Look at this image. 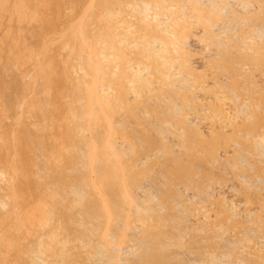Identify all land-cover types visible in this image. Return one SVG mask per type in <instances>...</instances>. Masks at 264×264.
<instances>
[{
    "label": "bare ground",
    "instance_id": "obj_1",
    "mask_svg": "<svg viewBox=\"0 0 264 264\" xmlns=\"http://www.w3.org/2000/svg\"><path fill=\"white\" fill-rule=\"evenodd\" d=\"M65 1L66 0H57V3L52 5L50 0H0V72L3 71V74H5L4 72H9L10 70L14 69L17 73V76L20 78L21 84H22L20 87L17 99H13V101L9 100L8 103L2 104V102L5 100V96H6L5 92H6L7 87L5 88V84H6V83L4 84L5 81H3V83H0V264H33L32 262L37 263L36 261H40V260H41L40 262L45 261L44 263L48 262L50 264H96L95 262H93V261H95L96 255H103L104 257H106V256L110 257L109 263L111 264V261L113 259L115 260V257L114 258L112 257L113 259L111 260V256H109V254H110L109 250L112 249L111 247L115 246L114 245L115 243H113L114 240L117 239L116 244L120 248L121 245L123 246L124 244H126L128 242V240H130L129 239L130 237L128 234V232L130 230L132 233H134V231H135V234L138 235V236L137 235L136 236L139 237V240H136V241H138V243H141L142 247L145 246V248H144L145 250L143 249V251H145L144 253H141V255H139L142 250L139 251V253L137 252L139 256H137L135 253V255L137 257H139L140 262L137 261V262H139L138 264H193V263L194 264H209L210 262L212 263L214 260L220 259L221 257L222 258L226 257V259L228 258L227 259L228 264H264V247H262V246H264V244L261 243V241L264 243V219L263 220L260 219V221H258L259 220L258 219L257 222L255 221L257 224H253L251 226V225H248V223H244L241 221H233V220H235V218L231 219L230 216H232V214L229 216L228 213L226 212L227 210L225 211L223 208H220V210H217V211L214 210L216 212H214L213 214H210L212 211L209 213V211L206 210V211L201 213L202 219H201V217H198L195 215L198 218H197V220H194V221L195 222L197 221L196 223L200 224V225L205 224L206 228H208V230H209V231L206 230L207 231L206 234H204L205 232L199 233V234H204L203 237H200L198 235H195L193 232L196 225L194 227H192V229H190L191 225L187 226L185 228L184 227L181 228V224H179L180 221L177 220L179 217L178 216L179 211L177 209H175L174 204H172V202H171L175 199L172 196H174L173 194H175V191L178 188V185H182V188H183V186H185V188H186V186L190 187V185L191 186L194 185L193 179L195 177L193 178V174H195L196 170H198L199 168L202 170H204V169L208 170V169H212L216 164L217 165L223 164V163H224V165L229 164V163L234 164V162L240 160V158H242V159L244 158V161L245 162L247 161V163H245V162L244 163L247 164L248 166H250L249 168L246 167V168H242L241 170L239 169L240 171L238 173L236 172L237 177H238V179L241 180V182L242 181L247 182V180L251 177L261 178L260 180L257 179V181H261V182L264 181L263 180L264 179V162H262L261 160L258 159V158L263 156V155L260 156V154L263 153V152H260V150L261 151H262V149L264 150V95H260V94H262V92H264V90L261 92L259 90V88H257L258 86L256 87L257 90H259L261 92L259 94V97H258L257 94L259 92L256 90V94H254V96L257 95V97H258V98H256L257 100L255 98L245 97L247 95H245V96L242 94L238 95L237 96L238 97V99H237L238 103L240 102L239 100L242 99L241 101L244 102L242 105L245 107V108L243 107L244 109L243 108L240 109L238 107V104L235 102L236 100L235 101L231 100V102L233 103V105H231V106H233V107H231L232 111L230 110L232 112V114L229 113L230 111L229 112L225 111L223 109V105H222L221 109H219V111H218V113H221V115H222L221 122H220V119H221L220 116L221 115L220 116L217 115L219 117L218 118L219 120H217L218 123H216L215 120L211 119L214 122V125H212L213 128L210 129V130H212L210 137H206V135H203L204 133L202 134V133L197 132V134H196L197 139L194 135L192 136V137H195L194 140L196 139V141H194V143H191L192 141L190 140L191 144L187 143L188 141L187 142L184 141V143L179 145L181 148H183L182 151L185 153V155H181V156H183V158H181V161H185V162L182 164H176L175 162H179V159H177L178 157H176V158L173 157V154H172V156L171 155L168 156L169 160H170V157H172L174 162L170 165L171 167L173 166L172 168H166V170H165L166 173H164V174H166L165 176H166V180H168V184H167V186H165L166 184L164 186L167 187V189L163 194L161 193L162 195H159V196H161V200H162L161 202H162V204H164V208L161 211L160 210L159 211L154 210V211H152V213H150V210H148L149 213L144 211L145 214H140L137 218H134V216H133L134 214H132V212L129 211V208L132 209L135 205V204H132V202L135 203L132 199V197H133L132 187L135 184L138 185V182L142 177L141 172H138V169H137V166H138L137 161L140 158L141 152H134L133 151L134 153L133 152L132 153L134 155L132 154L133 155L132 161L126 162V160L122 158L123 154H122V157H119V155H120L119 153H118L119 155L116 154V155H118V157L116 156V159H114V160L112 158H110L111 151L112 152L115 151L116 147L118 146L117 144L119 142L124 143V141H125V144L127 145V143L130 144V142L132 143L135 140L133 134L129 136L127 134V130H125V129H127L128 126H131V125L126 124L127 123L126 122L127 115L125 113H124L125 116L122 115V117H121V114H123V112L127 111L128 117H130L128 119L132 118L134 121V123L132 122V124L138 125V127L136 126L135 128L140 127L141 130H139V132L140 131L142 133L146 132V134H147L150 132V129H153V128H150V126H146L145 122H143L142 120L139 119L138 115L136 114V111H138V109L135 111V109L138 107L137 106H136V108L133 107L135 104L140 105L142 102L137 101L138 102L137 103V102H135L136 100L134 98L135 104L134 105L132 104L133 106H131V102L129 101L130 105H128L127 108L125 106V108L127 110L123 111L122 113L113 112L112 107L114 105L113 106L111 105L110 100H112L114 97L112 99H108L107 101H106V99H104L105 101H103V99L101 100V98H98L95 94L96 84L95 85H90V84L86 85V78L82 77V74H83L82 72L80 73V75L78 74V76L82 77L81 82H80V80H78V77L74 78L72 76V74H74L76 69H75L74 64L72 65L71 61L74 59L78 60V58L82 59L83 56L85 58V55H87L88 57L92 56L94 59V56H96V52L98 50L96 51L95 42H93V39H92L94 37H91V36L86 34V36H87L86 43L82 44V43H80L81 42L80 39H78L76 36L77 33L81 34L80 27L83 23V16H84L83 13L85 12V10L86 11L89 10L88 6L84 5L85 8H82L83 12L81 11L80 14L79 13L76 14L74 9L75 10H77V9H76V7H74V5H77V3H79V1L74 0L73 2H70V4H69L70 5L69 10L70 11H68V12H67L68 9L66 10L64 8L65 7L64 5L66 4ZM91 1H93V0H91ZM90 3H92V2H90ZM259 5H260V3H259ZM48 10H51V11L53 10L52 16L48 15V18L45 16H40L41 11L45 12ZM51 13H49V14H51ZM73 14H75V15H73ZM87 14H88V12H87ZM47 19L52 20V22L49 26L51 31L48 33H44L42 35H40V33L34 34V36L36 35L35 39L38 40V44L37 43H34V44L28 43L26 41L28 39V37H26V33L29 32V30L31 29L32 26L37 28L42 23H45ZM85 20H86V18H85ZM99 22H101V20ZM107 23H109V22H107ZM210 23H209V25H210ZM76 24H78V25H76ZM109 25L111 26L110 23H109ZM99 26H100V24L98 25V27ZM101 26H104V22H103V24H101ZM116 28H117V25H116ZM107 29L109 30V27ZM122 30H124V29L122 28ZM126 31L128 32V30H126ZM249 31H247L246 33H248ZM111 32H112L111 30L107 31V32H104L102 30V32L99 33L100 39L102 38L101 41H103V43L105 44L106 47L109 48V46H110L109 49H112L111 47H114V46H111V45H113V43H116L115 45H117V41L113 42V33H111ZM117 32H119V31H117ZM251 32H252V30H251ZM128 34H130V32ZM146 34H147V32H146ZM135 35H137V34L135 33ZM135 35H133V36H135ZM253 36H254V34H253ZM148 37H147V39H148ZM95 38H96V36H95ZM123 39H124V36H123ZM175 39H176V37H175ZM263 39H264V37H263ZM132 40H134V39H132ZM155 40L157 41V39H155ZM177 40H179V39H177ZM124 41H122V42H124ZM240 41L241 40H239V43H240ZM242 41H243V39H242ZM246 41L249 42V40H246ZM246 41H245V43H246ZM144 42H145V40H144ZM124 43L127 44V42H124ZM146 43H147V40H146L145 44H143V45H148V47H149L150 42L148 44H146ZM171 43H172V40H171ZM241 43H243V42H241ZM164 44L169 45L170 43H167V44L164 43ZM250 44H252V43H250ZM255 44H256V42H255ZM133 45H134V47H136V45L134 43L132 44V46ZM152 45H150V48L152 47ZM121 46H123V45H121ZM139 46H141V45H139ZM162 46H163V43H162ZM172 46H174V43ZM229 46L230 45H228V47ZM239 46H241V45H239ZM256 46L252 45V47H256ZM261 46H263V47H262V49L260 47V51L262 50L264 53V49H263L264 45L261 44ZM54 47L67 50V53H66L67 55L63 56L60 53H57V54L55 53V54L47 57V55L50 52L49 49L54 48ZM143 47H146V46H143ZM177 47H179V46H177ZM114 48H116V47H114ZM229 48H231V47H229ZM243 48H245V47H243ZM246 48H248V47H246ZM249 48H250V46H249ZM124 49H126V48H124ZM128 49L130 50V48H128ZM142 49L148 50V48H142ZM231 50H233V49H231ZM256 50H255V53L258 54V56H259L262 51L260 52V51H258L259 50L258 49L257 50L259 52L258 53ZM117 51H118V49H117ZM117 51L115 50V53ZM122 51H123V49H122ZM131 51H132V48H131ZM141 51L142 52L139 53V56H136V58H135L136 59L135 66H138L141 68H142V66H144V68H145V66L149 67L148 64L150 63V60H152V58H149L148 55H150L152 57L153 54H152V52L150 54L149 50L148 51L141 50ZM155 51H157V50L155 49ZM159 51L157 52L158 54L162 50L160 52ZM243 51H244V49L241 52H243ZM163 52L161 54H163ZM236 52H235L236 54H239L238 50ZM252 52L254 53V51H252ZM179 53H181V51ZM230 53H233V52H230ZM230 53H228V54H230ZM249 53H250V51H249ZM249 53H247L248 58L246 57V54L241 55V56H245V59L247 58L250 61H253V62L255 61V64L258 65L257 66L258 68L255 66V64H254V68L256 67L257 69L261 70L262 69L261 65L259 67V64L257 63L260 60L256 59V57L257 58H259V57L256 55L250 56L253 53H251V54H249ZM236 54H234L236 59L233 56V60L234 59L237 60V56L239 57V55H240L239 54L236 56ZM231 55H233V54H231ZM231 55H228V56H231ZM153 56H156V55L154 54ZM169 56H171V54ZM177 56H179V55H177ZM228 56L223 55V57H228ZM241 56H240V58H241ZM58 57H61V60L60 59L58 60ZM71 57H72V60L70 61ZM116 57H118V56H116ZM118 58L117 59L119 60V62L121 64H123L124 67L126 68L125 65H127V61L129 58H126L124 56H121ZM218 58H220V57H218ZM229 58H231V57H228V60L227 59L226 60L229 61ZM143 59H146L147 61L149 60V62L142 61ZM169 59L170 58H168V61H166L167 62L166 64H168V62L169 63L171 62V61H169ZM224 59H223V61H224ZM245 59H244L245 62L243 61V63L238 62L239 60H237V61H235L237 63H234V61H233V62H231V64L226 63L225 64L226 66L221 67V68L219 66V68L222 71L223 75L228 77V78L229 77L234 78V76H235V78L237 77L236 79L245 77V78H247L245 80L251 81V79L248 80V78L251 74L249 75L247 73L248 74L247 75L246 72H244L245 75H241L243 68L246 69V67L249 66V65L246 66L247 64H245V63L248 61ZM13 60L16 61L17 65L14 64ZM55 60H57L58 62L61 63L62 68L54 69L53 63H57V61H55ZM158 61H160V60H158ZM87 62H88V60H87ZM132 62H134V61H132ZM220 62H221V64H219V65H222V60ZM224 62H226V61H224ZM151 63L153 65L154 62H151ZM250 63L252 64L251 66H253L252 62H249L248 64H250ZM86 64L87 65L84 67L85 72L86 71L90 72L92 74V76L98 75L97 73L94 74L95 69L97 70V68H98V70H99V67H98L96 62L94 63L95 65L94 64L91 65L92 67H90L89 62ZM161 64H162V62H161ZM229 64L231 66H227ZM233 64H235V65L233 66ZM241 64H243V66ZM131 65L132 64H129V66H131ZM152 65H151V67H153ZM155 65L157 66V64H155ZM155 65H154V67H155ZM168 65H170V64H168ZM209 65H211V63H209ZM161 66H163V65H161ZM170 66H174V65H170ZM216 66H218V65H216ZM216 66H215V68H217ZM262 66L264 67V63ZM122 68H123V66H122ZM159 68H160V66H159ZM215 68H214V72L215 71L218 72L219 68H218V70ZM118 69H119V67H118ZM128 69H130V68H128ZM139 69L140 68H138V70ZM98 70L96 72H98ZM156 70H155V73L153 74V75H156V77L154 76L155 77L154 79L158 82L162 81L163 79L166 80L164 76H167V75L164 74V76H163L161 69H159V70L156 69ZM262 70H264V69H262ZM142 71H143V69H142ZM142 71H141V73H143ZM167 71H170V70H167ZM252 71H255V70H252ZM77 72H79V69ZM122 72H121V74H123ZM144 72H147V71H144ZM139 73H138V75H139ZM141 73H140V75L142 76ZM215 73H214V75H215ZM258 73L259 72L257 71V74ZM261 73H263V72H261ZM57 74H62L63 76H58ZM121 74H118V75H121ZM216 74L218 76L219 72ZM220 74H221V72H220ZM129 75L130 74H128V76ZM211 75H213V74H211ZM223 75L221 78L224 77ZM239 75H241V77ZM254 76H251L250 78H252ZM41 77L42 78L45 77L46 82L44 81L42 83V84H44V87H42L43 85H40L41 84V82H40ZM96 77H98V76H96ZM138 77L140 78V76H138ZM214 78H215V76H214ZM218 78H215L216 80L214 79L216 81L214 83H217ZM225 78L222 80H226ZM124 80H126V77L122 81L121 80L120 81L118 80V81L124 82ZM130 80H132V77ZM135 80H137V78ZM140 80H142V79L140 78ZM144 80H146V79H144ZM168 80H169V78L165 82L169 83V81L171 79L169 81ZM231 80H233V79H231ZM261 80H259V81H261ZM127 81H128V78H127ZM146 81L149 82V84L151 83L150 80H146ZM218 82H221V80H219ZM236 82H239V80ZM236 82L233 83V85H234V87L238 88V86L236 85L238 83H236ZM144 83L146 85L145 81H144ZM214 83H212V84H214ZM121 84H123V83H121ZM124 84H125V82H124ZM138 84L140 85L141 83H138ZM142 84H143V82H142ZM224 84L225 83H223V85ZM247 84H249V83H247ZM254 84H250L251 87H252V85L254 86ZM113 85H114L113 86V89H114V87L116 85L114 83H113ZM126 85H127V83H126ZM218 85H220V84H218ZM124 86L120 85L122 97L125 96V94H126L125 91L127 90V89L122 88ZM39 87H42L41 88L42 90ZM153 87H154V85H153ZM160 87H162V86H160ZM224 87H226V86H224ZM251 87L248 89L251 91L253 90L252 91V93H253L254 89H251ZM199 88H200V86H199ZM237 88H235V89L237 90ZM130 89H131V85H130ZM219 89H221V88H219ZM239 89H240V92L242 91V93H243V90L245 88H243V89L239 88ZM248 89H246L245 91H247ZM194 90H195V88H194ZM226 90H228V86H227ZM201 91H202V89H201ZM223 91H224V89H223ZM230 91H233L234 93H236V91H234V89H231ZM245 91H244V94H245ZM117 92H119L118 94L120 96L119 89ZM205 92H207V91H205ZM7 93H8V91H7ZM151 93H153V92H151ZM219 93H220V90H219ZM249 93H250V91H249ZM252 93L250 95L251 97H253ZM112 94H114V93H112ZM129 94H130V92H129ZM138 94H140V93H138ZM221 94L223 95L222 97H224L227 100L230 98V97H228L227 94H225L227 97H225L223 93H221ZM152 95H154V94H151V96ZM110 96H111V94H110ZM135 96L140 97L141 95L136 94ZM218 96H220V95H218ZM233 96H234V94H233ZM43 97H44V99H43ZM235 97L236 96H234L233 98H235ZM68 98H70V100H68ZM124 98H122V100L119 102V105H120V103H123L122 105H124V104L126 105V100H123ZM164 98H166V97H164ZM171 98H172V96H171ZM219 99H221V98H219ZM171 100H170V102H171ZM148 101L150 102L149 99H148ZM209 101H210V99H209ZM134 102H132V103H134ZM163 102H164V100H162V103ZM116 103L118 105V101H116ZM158 103H159V101H158ZM70 104L76 105L77 107L81 106V107H83V110H81L80 112L79 111L72 112V109L69 110V108L72 107V105H70ZM127 104H128V101H127ZM144 105H145V103L143 105H141L140 107H142ZM156 105H155V107H156ZM160 105L161 104H159L158 106H160ZM167 105H168V103H167ZM214 105L215 104H213V106ZM219 105H217L215 107H219ZM162 106H164V105H162ZM171 106H172V104H171ZM122 107H120V108H122ZM155 107H153V108H155ZM97 108H98L97 111H99L98 112L99 114L97 115V116H99L98 119L95 116L96 112L94 113V111ZM113 108L115 109V107H113ZM145 108H146V106H145ZM145 108H144V110L146 111ZM164 108H165V106H164ZM224 108H225V106H224ZM123 109H124V107H123ZM140 110L144 111L143 108ZM169 110H170V108H169ZM192 110H194V109H192ZM119 111H121V110L119 109ZM162 111H163V109H162ZM164 111H166V109ZM209 111H210V108H209ZM153 112H154V110H153ZM196 112H198L197 109H196ZM115 113L116 114L120 113V115L118 114L120 118L116 117L117 119L118 118L120 119V120L118 119L119 120L118 122L116 121L119 125H117V124L115 125V121H114L115 120ZM139 113H141V112H139ZM212 113L214 114L213 116L216 118L215 112H212ZM154 114L155 113H153V115ZM169 114H170V112H169ZM205 114H204V116H205ZM139 116H140V114H139ZM209 116H212V114L211 115L209 114ZM125 118H126V120H125ZM140 118H142V117H140ZM151 118L153 119V117H151ZM157 118L154 117V119H157ZM144 120H145V115H144ZM177 120H178V118H177ZM127 121H129V120H127ZM205 121L207 123V120H205ZM155 122L158 123V121H155ZM159 122H161V121H159ZM166 122L167 121L165 120L164 124ZM180 122H184V120L181 119ZM148 124H150V123H148ZM159 124H156V126H158ZM162 124L163 123H161L160 125L162 126ZM215 124L220 126V127L216 126L217 128H220L219 130H217V128L215 127ZM182 125L185 126L186 124H182ZM152 126H153V124H152ZM131 128L132 127H130L128 130H130ZM207 128H209V127H207ZM186 129H183L182 131H184ZM196 129L198 130L197 127H196ZM156 130H158V129H156ZM174 131H176V130H174V128H173V132ZM178 131H180V130H178ZM137 132H138V129H136V133ZM136 133H134V134L136 135ZM137 134L139 137V133H137ZM182 136H183V134H182ZM175 137H177V135ZM180 138H178V139L183 141V139H180ZM118 139H120L121 141ZM157 143H159V142H157ZM155 144H156V142H155ZM159 146H161V145H159ZM173 146H175V145H173ZM131 147L133 148V146H131ZM176 148H177V146H176ZM176 148H173V150ZM117 149L119 152L120 151L119 149H122V148L119 147ZM137 150H138V148H137ZM143 150H145V149H143ZM158 150H160V148H158ZM158 150H156L157 153H160V152H158ZM162 150H165V149H162ZM177 150L180 151V149H177ZM131 151H132V149H131ZM153 151H154V149H152V152ZM168 151H170V150H168ZM173 152L175 153V150ZM220 152H224L226 155V156L224 155L225 159H223L222 161H221V159H222L223 155H222L221 159H219L220 158L219 157ZM259 152H260V154H259ZM116 153H117V151H116ZM153 153H155V152H153ZM179 153H175V154H179ZM142 154L145 155V152ZM180 154H182V153H180ZM153 155H155V154H153ZM145 156L147 159L149 157V154H147ZM150 156H151V154H150ZM156 156H158V155H156ZM248 156H249V159H247ZM142 157H144V156H142ZM262 158H260V159H262ZM148 159H150V157ZM164 159H166V158H164ZM147 160H146V162H147ZM262 160H264V158ZM166 161H167V159H166ZM211 162L214 163V166H212V168L210 167L212 165ZM128 163L131 164L130 170H133L131 176H128V172H130V170L128 171ZM162 163H164V162H162ZM139 164H141V161ZM149 164H150V162H149ZM158 166H160V165H158ZM235 166H238V164ZM146 167H147V165H146ZM231 167H233V166H231ZM229 168H227V169H229ZM235 169H238V168H235ZM235 169H233V170H235ZM225 170L223 168V171H225ZM208 171L213 173L212 172L213 169H212V171L211 170H208ZM151 172H152V170H151ZM160 173L161 172H159L158 174H160ZM231 173H233V172H231ZM197 174H198V172H197ZM215 174H216V172H215ZM219 174L221 175V173H219ZM129 175H130V173H129ZM212 175H214V173L211 174L210 176H212ZM201 176H203V175H201ZM201 176H199V177H201ZM196 177H197V175H196ZM213 177H215V176H213ZM206 178H208V177L206 176ZM252 179L253 178H251L248 182H250V181L252 182ZM162 180H163V177H162ZM206 180L208 181L209 179H206ZM231 180H233V179L230 178L229 182H231ZM196 182H197V180H196ZM198 182H197V184H199ZM216 182H218V180ZM225 182L228 183V181H225ZM208 184H211V183H208ZM140 185H142V184H140ZM226 185H228V184H226ZM245 185H248V184H245ZM245 185H244V187H245ZM195 186H196V183H195ZM195 186H194L193 190L194 189L196 190V188L198 187V186H196V188H195ZM218 186L220 187L219 184H218ZM250 186H252V185H250ZM250 186H247V187H249V189L250 188L253 189ZM211 187H212V184H211ZM190 188L192 189V187H190ZM204 188H205V186L203 187V189ZM224 188H225V185H224ZM178 190H179V188H178ZM208 190H211V189H208ZM138 191L139 190H137V192ZM194 191H192V192H194ZM197 192H198V190H197ZM219 192H222V190ZM199 193L201 194V192H199ZM208 193H211V192L208 191ZM215 194H216V192H215ZM247 194H249V193H247ZM237 196H239V195H237ZM240 197H242V196H240ZM250 197H248L246 205L249 206V205L255 204L257 202L259 204V206H258L259 209L262 210V208L264 207V198L258 194V196L256 195V200L254 201L252 199L254 197V195L252 198H250ZM134 198H136V197L134 196ZM172 198H174V199H172ZM201 199L202 198H200V200ZM209 199H210V197H209ZM209 199H207V200L210 201ZM203 200H205V199H203ZM180 203L183 204V202H180ZM132 205H133V207H132ZM202 206L206 207L205 204ZM243 206L245 207L244 204H243ZM139 210L141 212L142 209H137V213L136 212L135 213L138 214ZM247 212L251 213L249 207L247 208ZM263 212H264V210H263ZM253 213L255 215L256 214L258 215V216L254 215L255 216L254 218H257V217L259 218L260 217L259 215H261L260 211H258V213H257V210L256 211L254 210ZM262 217H263V215H262ZM194 218L195 217H192V219H194ZM201 220L203 221V223ZM191 221L193 222V220H191ZM253 221H254V219H253ZM182 225L184 226V224H182ZM200 225H198V226H200ZM183 230H184V233L188 234V235H186V237H183L181 235V233H183ZM194 231L196 232V230H194ZM248 231L250 233H251V231H252V233L254 231V233H256V234L253 233V235H258V236L257 237L254 236V239L249 238L248 235L250 233H248ZM131 232H129V233H131ZM196 233H198V232H196ZM252 233L250 234L251 237L253 236ZM131 235H133V234H130V236ZM114 236H116L117 238L115 237V239H114ZM255 237H256V239H255ZM260 237H261V240H260ZM224 238L227 241L237 240V242H241L242 243V249H240L238 252L236 251L233 254H229V255L225 256L224 250L226 248H224V245L222 243V240ZM134 241L135 240H133V241L130 240V243L134 242ZM130 243H127V244H130ZM117 245L114 248H118ZM138 246L141 247L140 244H138ZM226 259L224 258L223 261H226ZM136 260H138V258H136ZM136 260H135V262H136ZM115 262H116V260H115ZM132 263L134 264V262H132Z\"/></svg>",
    "mask_w": 264,
    "mask_h": 264
},
{
    "label": "rangeland",
    "instance_id": "obj_2",
    "mask_svg": "<svg viewBox=\"0 0 264 264\" xmlns=\"http://www.w3.org/2000/svg\"><path fill=\"white\" fill-rule=\"evenodd\" d=\"M73 1L74 0H66L65 1L66 4L64 5L65 6L64 8L66 10L68 9L67 12L70 11L69 10V7H70L69 4H70V2H73ZM78 1H79V3H77V5H74V7H76V9H77V10L74 9L76 14H78V13L80 14V12L83 10L82 8H85L86 5L88 6L89 10H87V11L85 10V12L83 13L85 17L83 16V23H82V25L80 27V31H81L82 35L77 33L76 36H77L78 39H80V41H81L80 43H82V44L86 43V38H87L86 34L91 36V37H94L92 39H93V42H95L96 51L98 50L99 52L98 51H97L98 53L96 52V56L97 57L94 56V59H93L92 56L88 57L87 55H85V58H84V56H83L82 59L78 58V60L77 59L72 60V57H71L70 61L72 60L71 61L72 65L74 64L75 69H76V71H75L76 73L74 72V74H72V76L74 78L78 77V80H80V82H81V78L85 77L86 78V85H88V84L95 85L96 84V92H95V94H96V96L98 98H101V100L103 99V101H105L104 99H106V101H107L108 99H112L114 97L113 98L114 100L113 99L110 100L111 101V105L112 106L114 105L113 107H115V109L112 107L113 112L122 113L123 111L127 110L126 109L127 106L130 105L129 101L131 102V106H133L135 104V102H137V101L138 102H142L140 105L139 104H135L133 107H135V108H136V106L138 107V108L135 109V111L138 109V111H136V114L138 115L139 119L142 120L143 122H145L146 126H150V128H153V129H150V132L147 133V134H146V132L145 133H142L141 131L139 132V130H141L140 127L139 128H135L136 126L138 127V125L137 124H132V122L134 123L132 118L128 119L130 117H128V114H127L128 112L127 111L123 112V114H121V117H122V115L125 116V114H126L127 115L126 118H127V120H129V121H127L126 118H125V120L127 122L126 124L131 125V126H128L129 128L132 127L130 130H128L129 129L128 127L125 130H127V134L129 136L133 134L135 140L133 139L134 142H132V143L130 142L131 145L128 144V143L126 145L125 141H124V143L123 142H119L118 140H120V139H118L117 140L119 142L117 144L118 146L116 147L114 152L111 151L110 158H112L114 160V159H116V156L118 157V155L120 154L121 156L119 155V157H122V154H123L122 158L125 159L126 162H131L132 158H133V155H134L133 153L134 152H141V155L144 156L145 158L140 155V158L137 161V164H138L137 169H138V172H141V176L142 177L140 176L141 179L139 180L138 185L135 184L132 187V195H133L132 199L135 202V203L132 202V204H135V205H134V207L132 205L133 208L132 207H131L132 209L129 208V211H131L132 214H134L133 215L134 218H137L140 214H145L144 211H146L147 213H149L148 210H150V213H152V211H154V210H156V211L160 210L161 211L164 208V204H162L161 196H159V195H162L166 191L167 187H165V186H167V184H168V180H166V176H165L166 174H164V173H166L165 172L166 168H172L173 167V166L171 167L170 165L174 162L173 158L170 157V160H169L168 156H170V155L172 156V154H173V157H175V158L178 157L177 159H179V162H175L176 164L184 163L185 161H181V158H183V156H181V155H185V153L182 151L183 148H181L179 145L184 143V141H186V142L188 141L187 143H189V144L194 143V141H196V139H197V137H196L197 132L202 133V134L204 133L203 135H206V137H210L211 132H212V130H210V129H212L213 128L212 125H214V122L211 119L215 120V122L218 123V121H217V120H219L218 116L221 115V113H218V111H219V109H221L222 105H223V109L225 111H228V112L230 110L232 111L231 107H233V106H231V105H233V103L231 102V100H233V101L236 100L235 102L238 104V107L240 109H242L244 107V106H242L244 102L241 101L242 99H240L239 100L240 104L238 103V100H237L238 99V97H237L238 95H240V94H242L244 96L247 95L245 97H250V98H255L256 99V98L259 97V94L264 90L263 89L264 88V75H263L264 74V70H262V69H264V67L262 66L263 63H264V57H263L264 53H263L262 50H261L262 52L260 51V47H261V49L263 47V46H261V44L264 45V39H263V37H264V16H263L264 15V0H93V1H91V0H84V1L83 0H78ZM50 2L53 5V4L57 3V0H50ZM90 2H92V3H90ZM259 3H260V5H259ZM87 12H88V14H87ZM49 13H51V14H49ZM52 14H53V10L52 11L48 10V11H45V12L41 11L40 16H45V17L48 18V15L52 16ZM73 15H75V14H73ZM85 18H86V20H85ZM99 19L101 20V22H99L100 21ZM51 22H52L51 19H49V20L47 19L45 23H42L37 28L32 26L31 29L29 30V32L26 33V37H28V39L26 38L27 39L26 41L28 43H33V44L37 43L38 44V40L35 39L36 35L34 36V34L40 33V35H42L44 33L50 32L51 29L49 28V26H50ZM103 22H104V26H101V24H103ZM107 22H109L111 24V26ZM209 23H210V25H209ZM78 24H76V25H78ZM99 24H100V26L103 29L100 26L98 27ZM115 24L117 25V28H116ZM108 27H109V30L107 29ZM122 28L124 30H122ZM102 30L104 32H107V31H110V30L112 31L111 33H113V42L117 41V45H115L116 43H113V45H111V46H114L116 48L111 47L112 49H109L110 46H109V48L106 47L105 44L103 43V41H101L102 38L100 39V36H99L100 34L99 33H101ZM126 30H128V32ZM251 30H252V32H251ZM117 31H119V32H117ZM247 31H249V32L246 33ZM129 32H130V34H128ZM146 32H147V34H146ZM135 33L137 35H135ZM253 34H254V36H253ZM133 35H135V36H133ZM95 36H96V38H95ZM123 36H124V39H123ZM147 37H148V39H147ZM175 37H176V39H175ZM132 39H134V40H132ZM155 39H157V41ZM177 39H179V40H177ZM242 39H243V41H242ZM121 40L122 41L125 40L124 42H127V44L122 42ZM144 40H145V42L147 40L146 44H148L150 42L149 43V47H148V45H143V44H145ZM171 40H172V43H171ZM239 40H241L240 43H239ZM246 40H249V42L246 41ZM245 41H246V43H245ZM132 42L136 45V47H134V45L132 46V44H133ZM241 42H243V43H241ZM255 42H256V44H255ZM162 43H163V46H162ZM164 43H166V44L170 43V44L169 45L168 44L165 45ZM173 43H174V46H172ZM250 43H252V44H250ZM121 45H123V46H121ZM139 45H141V46H139ZM142 45L146 46V47H143ZM150 45H152V47L153 48L155 47V48L154 49L152 47L150 48ZM228 45H230L229 47H231V48H229ZM239 45H241V46H239ZM252 45L253 46L257 45V46L256 47H252ZM177 46H179V47H177ZM249 46H250V48H249ZM127 47L130 48V50ZM141 47L142 48H148L150 54L152 52L153 55L155 54L157 56L156 57V56L152 55V57H151L150 55H148L149 58H152V60H150V63L149 64L147 63L149 65V67L145 66V68H144V66H142V68H141V67L135 66V63H136V59L135 58H136V56H139V53L142 52L141 50L148 51L146 49H142ZM243 47H245V48L248 47V48L245 49ZM124 48H126V49H124ZM131 48H132V51H131ZM117 49H118V51H117ZM122 49H123V51H122ZM155 49L157 51H155ZM158 49L160 51L161 50L162 51L160 52ZM231 49H233V50H231ZM243 49H244V51L241 52ZM256 49L257 50L259 49L258 51H260L263 55L260 53V55L258 56V54L255 53ZM115 50L117 51L116 53H115ZM237 50L239 51L240 55L236 54ZM251 50L254 51L255 54ZM49 51L50 52L47 55V57H49V56H51V55H53L55 53L56 54L60 53L63 56L67 55L66 54L67 50L62 49V48L60 49V48L54 47V48L49 49ZM158 51L160 52L159 54L157 53ZM180 51H181V53H179ZM249 51H250V53H249ZM162 52H163V54H161ZM230 52H233V53H230ZM228 53H230V54H228ZM247 53H249V54L253 53L250 56L256 55V56L259 57V58L256 57V59L260 60V61L258 60L260 63L259 62H257V63L259 64V67L261 65V67H262L261 70L262 71L260 69H257L258 65L255 64V61L253 62V61H250V60L247 59L248 58L247 57V55H248ZM114 54L116 56H118V57L124 56L126 58H129L128 61H127V65H125L126 68L124 67L123 64H121L119 62V60H118L119 58L116 57ZM170 54H171V56H169ZM231 54H233V55H231ZM234 54H236V56L239 55V57L237 56V60H239L238 62H241V63H243V61L245 59V56H241V55H245L246 54L247 58L245 60H247L248 62H246L245 64H247L246 66L249 65L250 67L248 66V67H246V69L243 68L241 75H245L244 72H246V74L248 73L249 75L251 74L249 76V78H248V80L251 79V81L245 80V79H247L245 77L236 79L237 77L235 78V76H234V78H230V77L228 78V77L223 75L222 71L220 70L221 67L226 66L225 65L226 63H230L231 64V62H233V61H234V63H237V62H235L237 60H235L236 57L234 56ZM177 55H179V56H177ZM223 55L224 56L225 55L226 56L231 55V56H228V57H231V58H229L230 62L227 61L228 57H223ZM233 56L235 58L234 60H233ZM240 56H241V58H240ZM218 57H220V58H218ZM168 58H170L169 61L172 62V63L168 62V64L174 65V66H170V65L166 64L167 63L166 61H168ZM59 59L61 60V57H58V60ZM86 59L90 63V67H92L91 65L94 64L95 62L97 63V65L99 67V70L97 68L98 72H96L97 70L95 69L94 74H96V73L98 74V75H94L95 77L92 76V74L90 72H88V71L85 72L84 67L87 65L86 63H88ZM223 59L226 62H224ZM158 60H160L162 62V64ZM221 60H222V65H219V64H221V62H220ZM55 61H57V60H55ZM132 61H134V62H132ZM142 61L149 62V60L147 61L146 59H143ZM13 62H14L15 65H17L15 60H13ZM151 62H154L153 65H152ZM249 62H252L253 66H251L252 65L251 63L248 64ZM209 63H211V65H209ZM53 64H54V69L62 68L61 63L58 62V61H57V63H53ZM129 64H132L133 66L132 65L129 66ZM155 64H157V66ZM230 64L227 65V66H231ZM254 64H255V66L257 68L256 67L254 68ZM151 65L153 67H151ZM154 65H155V67H154ZM161 65H163V66H161ZM216 65H218V66H216ZM234 65L235 64H233V66ZM241 65L243 66V64H241ZM122 66H123V68H122ZM159 66H160V68H159ZM215 66L217 68H215ZM219 66H220V68H219ZM118 67H119V69H118ZM128 68H130V69H128ZM138 68H140V69L138 70ZM214 68L217 69V70L219 68L218 76L216 74L218 72L215 71L216 72L215 73L214 72ZM78 69H79V72H77ZM142 69H143V71H142ZM154 69L155 70L156 69H158V70L161 69L162 73H163V76H164V74L167 75V76H164L166 80L163 79L162 81H159V82L156 81L154 79L156 77V75H153L155 73ZM251 69L255 70V71H252ZM167 70H170V71H167ZM141 71L143 73H141ZM144 71H147L148 73L144 72ZM257 71L260 74L259 73L257 74ZM81 72L83 73L82 77L78 76V74L80 75ZM121 72L123 74H121ZM139 72L142 74V76L140 75ZM220 72L224 76L223 78H221L222 75L220 74ZM261 72H263V73H261ZM4 73L5 74H3V71L0 72V83H3V81H5L4 84L5 83L7 84V85L5 84V88L7 87L6 88V92H5L6 96H5V100L2 102V104L8 103L9 100L13 101V99H17L20 87L22 85L21 84V80L17 76V73H16V71L14 69L10 70L9 72H4ZM117 73L121 74V75H118ZM138 73H139V75H138ZM214 73H215V75H214ZM128 74H130V75L128 76ZM211 74H213V75H211ZM57 75L58 76H63L62 74H57ZM241 75H239V76L241 77ZM96 76H98V77H96ZM124 76L126 77V80H124L125 84H124V82H119L120 80L122 81L123 79H125ZM138 76H140V78L143 81L140 80V78ZM214 76H215V78H218L220 76L218 79L221 80V82H218L219 80L217 79V83L220 84V85H218L217 83H214V82H216L215 81L216 79L214 78ZM251 76H254L255 78L254 77L250 78ZM131 77H132V80L134 79L133 81L130 80ZM127 78H128V81H127ZM136 78H137V80H135ZM168 78H169V80L171 79L170 81L168 80L169 83L165 82V81H167ZM224 78L226 80H222ZM144 79L150 80L151 83L149 84V82H147ZM231 79H233V80H231ZM238 80H239V82H236ZM259 80H261L262 82L259 81ZM44 81H45V77L44 78L41 77L40 78V82H41L40 85H43L42 87H44V84H42ZM141 81L143 82V84H142ZM144 81L146 82V85H145ZM235 82L238 83V84H236L238 86V88L234 87L233 83H235ZM113 83L116 86L118 85L117 87L115 86L116 88L114 87V89H113V86H114ZM121 83H123V84H121ZM126 83H127V85H126ZM138 83H141V84L139 85ZM212 83H214V84H212ZM223 83H225V84L223 85ZM245 83L246 84L249 83V84L246 85ZM152 84L154 85V87H153ZM250 84H254V86L252 85V87H251ZM120 85H122V86L125 85L122 88L127 89V90L129 89L128 91L127 90L125 91V93H126L125 96H124L125 98L121 96V90H120L121 87H120ZM130 85H131V89H130ZM198 85L200 86L202 91H201V89L199 88ZM160 86H162L163 88L160 87ZM224 86H226V87H224ZM227 86H228V90H226ZM42 87H39V88L41 89ZM250 87H251V89H254L253 93H252L253 90L251 91V90L248 89ZM256 87L259 88V90L261 92L259 90H257ZM194 88H195V90H194ZM217 88L218 89L221 88V89H219L220 93H219V90ZM235 88H237V90ZM239 88H241V89L245 88L243 90V93H242V91L240 92ZM118 89L120 91V96L118 94L119 92H117ZM223 89H224V91H223ZM231 89H234V91H236V93H234L233 91H230ZM246 89H248L247 90L248 92L245 91ZM204 90L207 91V92H205ZM256 90L259 92V93L257 92L258 93L257 94L258 97H257V95H255L256 97L254 96V94H256ZM7 91H8V93H7ZM244 91H245V94H244ZM249 91H250V93H249ZM129 92H130V94H129ZM151 92H153V93H151ZM109 93L111 94V96H110ZM112 93H114V94H112ZM138 93H140V94H138ZM221 93H223L225 97H227L225 95V94H227L228 97H230V98L228 100L225 99L224 97H222L223 95ZM251 93H252L253 97L250 96ZM136 94L137 95H141V96L140 97L135 96ZM151 94H154V95H152L153 97L151 96ZM157 94L158 95L160 94V95L158 96ZM233 94L237 98L236 97L233 98L234 97ZM218 95H220L221 97L218 96ZM260 95H264V92H262V94H260ZM171 96H172V98H171ZM217 96L219 98H221V99L223 98V99L221 100ZM164 97H166V98H164ZM122 98H124L123 100H126V105L125 104L122 105L123 103H120V105H119V102L122 100ZM134 98H135L136 101L134 100ZM43 99H44V97H43ZM148 99L150 100V102L148 101ZM209 99H210V101H209ZM68 100H70V98H68ZM162 100H164V102H165V103L163 102L164 104L162 103ZM170 100H171V102H170ZM116 101H118V105H117ZM127 101H128V104H127ZM158 101H159V103H158ZM132 102H134V103H132ZM219 102L220 103L222 102V103L220 104ZM144 103H145V105L140 107ZM167 103H168L169 106L167 105ZM212 103L215 104V105L213 106ZM159 104H161L160 105L161 107L158 106ZM171 104H172V106H171ZM70 105H72V104H70ZM121 105L124 107V109H123V107ZM155 105H156V107H155ZM162 105H164L165 108ZM217 105H219L220 108L219 107H215ZM119 106L122 107V108H120ZM125 106H126V108H125ZM145 106H146V108H145ZM224 106H225V108H224ZM153 107H155V108H153ZM168 107L170 108V110H169ZM142 108H143V110L145 108L146 111L145 110L144 111L140 110ZM209 108H210V111H209ZM70 109H72V112H77V111L80 112L81 110H83V107H81V106L77 107L76 105H72V107L69 108V110ZM119 109L121 111H119ZM162 109H163V111H162ZM165 109H166V111H164ZM192 109H194V110H192ZM196 109H197L198 112H196ZM97 110H98V108L94 111V113L96 112L95 116L98 119L99 116H97V115L99 114L98 113L99 111H97ZM153 110H154V112H153ZM231 111L229 112L230 114H232ZM139 112H141V113H139ZM169 112H170V114H169ZM212 112H215L216 118L213 116L214 114ZM120 113H117V114L115 113V120H114L115 121V125L116 124L119 125L117 122L120 120L119 119L120 118L119 117ZM153 113H155L156 115L154 114L155 115L154 116ZM208 113L210 115L212 114V116H209ZM139 114H140V116H139ZM204 114H205V116H204ZM144 115H145V120H144ZM116 117H119L118 118L119 120ZM140 117H142L143 119L140 118ZM151 117H153V119H154V117L155 118L158 117L157 119H154L155 121H158V123L155 122ZM177 118H178V120H177ZM220 118H221L220 119V122H221L222 115L220 116ZM181 119H183L184 122H180ZM165 120L167 122L164 124ZM205 120H207L208 124L206 123ZM159 121H161V122H159ZM148 123H150V124H148ZM159 123L160 124L163 123L164 125L162 124V126H161ZM152 124H153V126H152ZM156 124H159L158 125L159 127L156 126ZM180 124L181 125L182 124H186V125L185 126H183V125L181 126ZM216 126L218 127L219 125L215 124V127ZM196 127L198 128V130L196 129ZM207 127H209V128H207ZM173 128L176 131L173 132ZM136 129H138L137 133H139V137H138V134L136 133ZM156 129H158V130H156ZM183 129H186V130L182 131ZM219 129L220 128H217V130H219ZM178 130H180V131H178ZM134 133H136L137 136ZM182 134H183V136H182ZM176 135H177V137H175ZM193 135L196 137L195 140H194L195 137H192ZM178 138L183 139V141L179 140ZM190 140L192 141L191 143H190ZM155 142H156V144H155ZM157 142H159V143H157ZM159 145H161V146H159ZM173 145H175V146H173ZM131 146H133V148ZM176 146H177V148H176ZM119 147L123 149V150L119 149L120 151L122 150L121 152L120 151L118 152L117 148H119ZM137 148H138V150H137ZM158 148H160L161 151L158 150ZM173 148H176V149H174L175 153H179L180 152L182 154H180V153L179 154H175L173 152L174 151ZM131 149H132V151H131ZM143 149H145V150H143ZM152 149H154L153 152H155V153L152 152ZM162 149H165V150H162ZM177 149H180V151L177 150ZM156 150H158V152H160V153H157ZM168 150H170V151H168ZM116 151H117V153H116ZM144 152H145V155L149 154L150 159H148L149 157L147 158L149 161L146 159V156L144 154H142ZM260 152H263V153L260 154ZM260 152H259L260 156L263 155L262 157L264 158V150L262 149V151L260 150ZM116 154H118V155H116ZM150 154H151V156H150ZM153 154H155V155H153ZM156 155H158V156H156ZM219 155H220L219 156L220 158L218 157L219 159H221V157L223 155L221 161L223 159H225L224 158V155H225L224 152H220ZM262 157H260V158H262ZM164 158H166L167 161ZM260 158H258V159L261 160L262 162H264V160H262L263 158L262 159H260ZM247 159H249V156L247 157ZM146 160H147V162H146ZM140 161H141V164H139ZM238 161H235L234 164L233 163H229V164H226V165H224V163L223 164H219L220 166L216 164L215 165L216 167L214 166V163L211 162L212 165L210 167L212 168V166H214L212 168L213 171H212V169H208V170H211L214 173V175L210 176L213 173H211L208 170H205V169L202 170V169L199 168L198 170H196L195 174H193V178L194 177L195 178L193 179V182H194L193 184L194 185L192 183L191 184L193 186L190 185V187H192V189L190 187H188V186H186V188H185V186H183V188H182V185H178L179 190H178V188L176 189L175 194H173L174 196H172V197L175 198V199L172 198V199H174L173 200L174 202L173 201H171V202H172V204H174L175 209H177L179 211V213H178L179 217H178L177 220L180 221L179 224H181V228H183V227L185 228V227L191 225L190 229H192V227H194L196 225L194 230H196V232H198V233H196L193 230L194 234L198 235L200 237H203V235L206 234V232H207L206 230H208V228H206L205 224H201V225L197 224L196 223L197 221L195 222L194 220H197L198 217H201V219H202V214L201 213L206 211V210L209 211V213L212 211L210 214H213L217 210H220V208H223L225 211L227 210L226 212L228 213L229 216L232 214V216H230V217H231V219L235 218V220H233V221H241V222H244V223H248V225H251V226L253 224H257L256 222H257L258 219H259L258 221H260V219L261 220L264 219V212H263V210H264L263 208L264 207L262 208V210L259 209V207H258L259 204L257 202L255 204H251L249 206L246 205L248 197H250L251 195L252 196L250 198H252L253 195H254V197L252 198L254 201L256 200V195L258 196V194L261 197L264 198V191H263L264 190V183H263L264 181H262V182L261 181H257V179L260 180L261 178L251 177V178H253L252 182L251 181L248 182L251 178H249L247 180V182L246 181H242L241 182V180L238 179V177H237V173L242 168H246V167L249 168L250 166L245 164V163H247V161L245 162L244 158L243 159L240 158V160H238ZM149 162H150V164H149ZM162 162H164V163H162ZM157 164L160 165V166H158ZM237 164H238V166H235ZM146 165H147V167H146ZM231 166H233V167H231ZM234 167L238 168V169H235ZM223 168H224V170L225 169L226 170L223 171ZM227 168H229V169H227ZM130 169H131V164L128 163V171ZM233 169H235L236 171L233 170ZM151 170H152L153 173L151 172ZM214 171L216 172V174H215ZM132 172H133V170H130V172H128V176H131ZM159 172H161V173L158 174ZM197 172H198V174H197ZM218 172L221 173V175ZM231 172H233V173H231ZM129 173H130V175H129ZM196 175H197V177H196ZM201 175H203V176H201ZM199 176H201V177H199ZM206 176L208 178H206ZM213 176H215L216 178L213 177ZM162 177H163V180H162ZM229 177L231 179H233V180H231V182H229V179H230ZM206 179H209L210 181L209 180L207 181ZM196 180H197V182L199 181L198 182L199 184L200 183L201 184L200 185L197 184ZM217 180H218V182H216ZM225 181H228V183H226ZM195 183H196V186H198L197 188L195 186ZM208 183H211L212 187H211V184H208ZM140 184H142V185H140ZM218 184L220 185V187L218 186ZM226 184H228V185H226ZM245 184H248V185H245ZM224 185H225V188H224ZM244 185H245L246 188L244 187ZM250 185H252V186H250ZM194 186L196 188V190L194 189L195 191L193 190ZM204 186H205V188L203 189ZM247 186H250L253 189L250 188L251 189L250 190L249 187H247ZM257 187L258 188L260 187V188L258 189ZM207 188L211 189V190H208ZM137 190H139V191L137 192ZM197 190H198V192H197ZM221 190H222L223 193L219 192ZM192 191H194V192H192ZM208 191L211 192V193H208ZM199 192H201V194ZM215 192H216V194H215ZM246 192L249 193V194H247ZM237 195H239V196H237ZM134 196L136 198H134ZM240 196H242V197H240ZM209 197H210V199H209ZM200 198H202V199L200 200ZM206 198L209 199L210 201H208ZM203 199H205V200H203ZM180 202H183V204L180 203ZM204 204L206 205V207L202 206ZM243 204L245 205V207L243 206ZM248 207L250 208L251 213L247 212V208ZM137 209H142L143 211L141 210V212H140V210H139L138 214H136L137 213ZM214 210H216V211H214ZM254 210L255 211L257 210V213H258V211H260L261 215H259V216L261 218L260 217L259 218L258 217L254 218L257 215V214L255 215L253 213ZM195 215L198 216V217H196ZM262 215H263V217H262ZM192 217H195V218L192 219ZM253 219H254V221H253ZM191 220H193V222ZM202 223H203V221H202ZM182 224H184V226ZM198 225H200L201 227L198 226ZM129 232H131V230ZM129 232H128V234H129V237H130L129 239L130 240H132V241L133 240H135V241L139 240V237H137L138 235L135 234V231H134V233H132V232L129 233ZM203 232H205V233L204 234H199V233H203ZM183 233H184V230H183ZM183 233H181V235L183 237H186V235H188L186 233H184V234ZM248 233H250V232L248 231ZM251 233H252V231H251ZM253 233H254V231H253ZM253 233H252V235H253ZM130 234H133V235L130 236ZM250 234L249 235L247 234V235L249 236V238H252V239H254V236H256V237L258 236V235H253L251 237ZM254 234H256V233H254ZM115 237L116 236H114V239H115ZM256 237H255V239H256ZM130 240H128L127 243H130ZM260 240H261V237H260ZM135 241L131 242L130 244L126 243L123 246L121 245L122 247L120 246V248H119V246L116 244L117 239H115L113 243H115L114 245L115 246L117 245L119 249L118 248H114L115 246H113V247H111L112 249L109 250V252H110L109 256H111V260L114 257H115V260H116V262H115V260L113 259L111 261V264H115V263L116 264L117 263L118 264H128V263L129 264H133L132 262H134V264H138L140 261H139V257H137V256H139V255H141V253L145 252V251H143L145 246L142 247L141 243H138V241H136L137 242L136 243ZM222 243L224 245V248H226L224 250V255L225 256H227L229 254H233L236 251L238 252L240 249H242V243L241 242H237V240H229V241H227L224 238L222 240ZM261 243L264 244L262 241H261ZM138 244H140V246L142 248L139 247ZM262 247H264V246H262ZM139 251H141V252L138 255ZM135 253H136L137 256L135 255ZM135 257L138 258V260H136ZM109 258L110 257H107V256L104 257L103 255H96L95 261H93V262H95L96 264H110L109 263ZM221 258L217 259V260H214L212 263L211 262L210 263L211 264H225V263L228 264V261H227L228 258L226 259V257H224L227 262L223 261L224 258H222V259ZM135 260H136V262H135ZM40 261H36L37 263H35V262H32V263L33 264L34 263L35 264H50L48 262L44 263L45 261L44 262L43 261L40 262ZM137 261H139V262H137Z\"/></svg>",
    "mask_w": 264,
    "mask_h": 264
}]
</instances>
